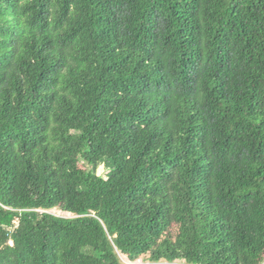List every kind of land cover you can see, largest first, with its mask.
<instances>
[{
  "label": "trees",
  "instance_id": "16d2710c",
  "mask_svg": "<svg viewBox=\"0 0 264 264\" xmlns=\"http://www.w3.org/2000/svg\"><path fill=\"white\" fill-rule=\"evenodd\" d=\"M140 259L264 264V0H0V264Z\"/></svg>",
  "mask_w": 264,
  "mask_h": 264
},
{
  "label": "rangeland",
  "instance_id": "374dc122",
  "mask_svg": "<svg viewBox=\"0 0 264 264\" xmlns=\"http://www.w3.org/2000/svg\"><path fill=\"white\" fill-rule=\"evenodd\" d=\"M98 174L99 175H103L105 176L106 175V172H107V168L105 165H100L98 170H97ZM51 212L53 213H56V214H60V215H63V216H66L67 214L66 213H60L58 210L56 209H53L51 210ZM123 261L126 262L127 260L123 257ZM150 262H146V261H143L142 259H140L139 261H137L135 264H149ZM162 263L164 264H169L167 261H162ZM175 263H180V261H176Z\"/></svg>",
  "mask_w": 264,
  "mask_h": 264
}]
</instances>
